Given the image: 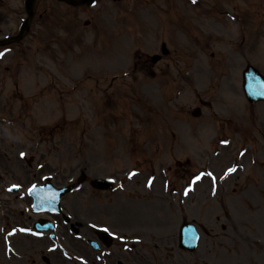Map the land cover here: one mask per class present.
<instances>
[{
  "label": "rangeland",
  "instance_id": "rangeland-1",
  "mask_svg": "<svg viewBox=\"0 0 264 264\" xmlns=\"http://www.w3.org/2000/svg\"><path fill=\"white\" fill-rule=\"evenodd\" d=\"M189 1L152 2L156 5L165 4L167 6L165 12H176L183 17L176 27L181 31H175L183 33L172 36L168 27L163 32L161 29L155 32L157 38L165 37L170 41L167 46L171 52L158 63L159 77L165 73L168 75L170 72L176 73V70L179 72L190 62L188 58L184 61L182 58V45L186 44L184 49L189 47L188 37L183 35L184 29L188 28L185 25V18L190 19L189 13L199 16V10L203 8L209 12H217L221 10L222 5L224 9L239 0H199L200 5L191 8L190 11L185 6ZM0 2H3V9L11 10L5 17V30H14L20 17L24 15L22 0ZM45 2L43 6L47 8V14L43 25L39 27L37 22L36 32L26 33L20 44L21 48H15L0 58V130L2 129L0 158L3 162L6 164L10 159L6 160L4 157L13 158L12 152L14 154L16 152V147L12 149L13 143L17 140L16 134L23 136V140L31 144L34 139L30 136L44 130L47 138L54 135V138L47 139L51 140L49 143L52 145L46 143L36 148L37 154L45 155L52 162L55 161L59 169L67 174L73 172L76 166L78 172L81 165L84 167L88 166V163L93 164L95 157H98L101 168L119 172L134 165L131 164L130 157L140 158L145 156L144 152H148L153 154L152 164L155 169L158 170L160 166L167 169L169 191H174L185 185L189 174L185 172L186 166L176 165L177 159L165 157L170 155L169 148L174 157L180 158L181 163L185 164L186 158L188 160L185 156H189V164L196 165L192 171L202 168L200 166L207 160L206 164L211 168L204 165V169H211V172L214 169V172L221 176L227 166L236 164L238 170L229 175L227 180L219 183L220 195H209L208 176L203 179L204 183L197 185L189 201L186 203L179 201L181 211L172 203L176 202L173 196L170 198L172 202L169 198L164 199L161 194H155L149 202H142L152 209L155 217L153 225L159 226V233L153 234L149 244H142V254L139 258L128 260L134 261V264H151V255H154L158 264L157 257L164 253L167 260L163 264H264V154H260L256 165H251V155L247 154V148L249 150L250 145H254L252 136L258 134L254 129L258 124L254 121V116L250 118L248 113L245 114V108L239 124L230 118L223 119L227 121V125L218 120L222 116H236L243 106L245 99L241 95L238 81L240 66L233 64L231 79L219 81L220 92L217 90L215 93L217 86L208 85L202 95L214 99V109L204 107L203 111L208 113L200 118H192L186 114L199 103L193 100L191 90L193 85L181 81H175V87H171L170 93L174 94L172 102L167 101L170 93L165 95L163 100L162 96L153 100L152 96L147 97L151 92L146 89L149 85H146L148 79L145 77L142 79L141 74L138 75L137 83L127 87L119 84L116 93L108 96V90L104 89L107 81L115 72L130 66L133 50L143 45V42H146L144 47L149 52L157 50L151 32L154 23L149 20L144 22L141 25L143 31L140 32L139 23L144 11L136 0H99L90 8L85 6L73 8L55 0ZM151 16L152 19L155 18L154 13H151ZM126 18L128 19L124 21ZM86 19L90 20L88 26L84 24ZM191 19H194L197 25L200 24L198 17ZM216 24L214 22V25ZM221 26L224 27L222 24ZM226 31L234 30L227 27ZM96 32H108L109 37L106 38L117 42L114 45L106 42L111 49L91 50V38ZM102 38L101 33L95 35L97 42ZM98 45L99 43L97 48ZM175 47H179V50ZM249 57L259 66H263L264 48L261 47L258 54L250 51ZM122 59L123 65L114 69L115 61ZM110 67L112 71L101 70L98 73L91 71ZM29 73H33L37 81L33 91L26 85ZM97 77L106 80L97 81ZM125 81L129 82L130 78ZM132 90L136 101L128 100L131 95H121L131 94ZM111 91L115 92V89L111 88L109 92ZM21 96L24 99L20 101ZM108 98L111 101L108 102ZM102 101L103 107L100 105ZM98 107L102 110L95 109ZM214 110L219 114L218 118H213L216 116ZM260 112L262 115L259 116V120L264 128V109ZM113 115L115 117L117 115L118 118ZM217 120L220 125L217 124ZM7 121L15 128H7L5 124ZM97 121L102 122L104 127L96 126ZM176 126L180 132L175 138L171 133L168 136V129L176 130ZM195 132L197 139L194 136ZM130 141L132 146L136 147L132 151L126 148L130 146ZM116 146L119 147L115 148ZM244 146L245 153L240 157L238 151L244 150ZM4 151L6 155L3 154ZM216 152L219 153L217 156L214 155ZM105 156L110 157L102 160ZM87 173L89 174L88 170ZM148 173L135 177L134 183L144 181ZM158 180L161 183H158ZM156 182L159 187L162 186L160 175ZM84 188L77 192L73 203L76 212L82 215H86L92 206V203L88 202L92 198H88V191L91 192V188L89 185ZM98 197L102 201L110 199ZM200 200L203 202L201 205ZM137 205L141 207V202ZM130 209L137 212L135 206H130ZM138 214L141 221H149L145 213ZM167 214L170 218L168 217L165 224ZM181 218L194 219L196 223L206 226L210 231V234H202L201 243L195 252L181 251L178 248V234L175 230ZM158 235L169 239L163 242L160 238L159 246H155L153 243L155 236ZM85 253L90 252L85 249ZM29 263L30 261L27 264ZM31 264H41V261L36 258Z\"/></svg>",
  "mask_w": 264,
  "mask_h": 264
},
{
  "label": "snow or ice",
  "instance_id": "snow-or-ice-1",
  "mask_svg": "<svg viewBox=\"0 0 264 264\" xmlns=\"http://www.w3.org/2000/svg\"><path fill=\"white\" fill-rule=\"evenodd\" d=\"M193 2H195V0H193ZM0 55H3V53H0ZM226 143V142H225ZM21 155H23V153L21 154ZM233 171H235V168H230V169H228V172H233ZM227 174V173H226ZM209 175H211L210 173H209ZM196 179H199V177H197ZM13 187L15 188V187H17L16 185H13ZM35 186H33V188H34ZM9 190H11V189H9ZM30 191H31V189H30ZM185 194H187V190H186V193Z\"/></svg>",
  "mask_w": 264,
  "mask_h": 264
},
{
  "label": "water",
  "instance_id": "water-1",
  "mask_svg": "<svg viewBox=\"0 0 264 264\" xmlns=\"http://www.w3.org/2000/svg\"><path fill=\"white\" fill-rule=\"evenodd\" d=\"M30 2L32 1V0H29ZM247 90H248V88H247Z\"/></svg>",
  "mask_w": 264,
  "mask_h": 264
}]
</instances>
